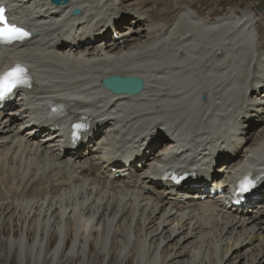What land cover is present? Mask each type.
<instances>
[{
  "label": "bare ground",
  "instance_id": "1",
  "mask_svg": "<svg viewBox=\"0 0 264 264\" xmlns=\"http://www.w3.org/2000/svg\"><path fill=\"white\" fill-rule=\"evenodd\" d=\"M0 1L7 2L11 16H33L49 26L41 44L0 56V67L33 57L42 63L41 70H33L37 82L27 99L16 101L12 111L0 108V186L5 187L0 191V222L6 221L2 229L11 233L5 259L13 257L18 264L71 262L76 252L84 255L82 241L92 238L89 249L107 252V264H174L178 257L179 264H264V211L258 218L247 215L225 205L222 196L181 204L168 198L182 190L164 180L161 167L133 174L126 182L109 180L112 164L104 155L115 143L113 152L141 158L148 167L163 149L156 144L150 145L149 155L137 153L149 146L146 141L156 134L166 141L169 132L182 131L183 142L208 135L204 147L193 146L196 162H203L213 148L209 142L218 140L214 127L225 121L226 128L238 124L245 141L239 157L260 153L264 166V90L258 89L264 88V0H71L56 10L46 0ZM74 7L83 13L68 17ZM186 7L194 8L195 15ZM202 14L207 18H197ZM109 74L140 76L144 89L135 97H106L102 107L99 100L55 98L64 86L61 80L80 78L61 90L94 89L92 83ZM76 93L81 96L82 91ZM42 97L69 105L54 126L65 129L70 115H85L91 122L92 135L73 155L60 151L56 142L42 145L30 134L33 129H24L28 115L45 116ZM163 126L169 132H161ZM250 171L258 177L264 167ZM257 185L263 193L264 175ZM259 200L264 206V193ZM217 206L225 213L216 211ZM171 222L176 227H169ZM21 228L25 232L17 236ZM68 240L69 251L57 258Z\"/></svg>",
  "mask_w": 264,
  "mask_h": 264
},
{
  "label": "snow or ice",
  "instance_id": "2",
  "mask_svg": "<svg viewBox=\"0 0 264 264\" xmlns=\"http://www.w3.org/2000/svg\"><path fill=\"white\" fill-rule=\"evenodd\" d=\"M6 8L0 5V43L12 44L28 38L31 33L15 23H10L6 15ZM20 86H30L27 69L21 65L0 73V101L5 100L13 91ZM56 111L55 109L53 110ZM75 128H83V124L74 125ZM75 138V133H74ZM255 186V181L250 177L241 180L238 192L243 194L249 192Z\"/></svg>",
  "mask_w": 264,
  "mask_h": 264
},
{
  "label": "rangeland",
  "instance_id": "3",
  "mask_svg": "<svg viewBox=\"0 0 264 264\" xmlns=\"http://www.w3.org/2000/svg\"><path fill=\"white\" fill-rule=\"evenodd\" d=\"M132 1L133 2H136L137 0H132ZM196 1H197V3H199V2L202 3V0H199V1L196 0ZM5 222L6 221H4V223ZM4 223L1 224V222H0V264H18V262H16L13 257H10L9 259H5L3 257V253H4V250L6 248L5 247L6 239L11 234V233L9 234L8 231H5V229L4 230L2 229L3 227H7V226H5ZM27 224L28 223H26V225ZM173 226L176 227V223L175 222H171L169 227H172L173 228ZM24 232H25L24 228H21L16 233H17V236L18 235L20 236L21 234H24ZM49 232H47L45 234V236H44V242H45V240L47 242L48 236L50 234ZM67 239H68V237H67ZM67 239L65 241H67ZM91 241H92V238L90 240L87 239L85 241L84 240L82 241L83 242L82 244H84V245H82L83 246V249L85 248L84 249V255H81V253L78 251V252L75 253V256L73 257V259H69V260H71V262H64V263L61 262V263H59L57 261L55 264H92V263H96V264H107L109 262L110 255L108 256L107 252H106V254H98L96 248L90 250L89 249V243H91ZM58 242H59V239L56 241V243H54V245H52V248L51 249H53L57 245ZM71 244H72V242L68 240V244H67L66 248L63 249L62 251L60 250V252H59L60 255H58L57 258L59 256L61 258L63 256V253L64 252L67 253L69 251V249H70ZM133 245H134V243H132V247H133ZM225 247H226V243H225ZM225 247H223V249ZM107 249L111 252L112 250H110V249H113V247L111 246L109 248V245H108ZM81 250H82V248H81ZM132 251H130L129 254H131ZM187 257H188V254L186 255L185 258H187ZM35 258L38 259L37 257H35ZM179 261L181 263V261H182L181 260V257H178L177 260H176V262L174 264H179L178 263ZM262 262H263V260H261L259 262V264H262ZM225 263H226V261H225ZM23 264H25V263H23Z\"/></svg>",
  "mask_w": 264,
  "mask_h": 264
},
{
  "label": "water",
  "instance_id": "4",
  "mask_svg": "<svg viewBox=\"0 0 264 264\" xmlns=\"http://www.w3.org/2000/svg\"><path fill=\"white\" fill-rule=\"evenodd\" d=\"M68 0H53L55 4L60 2L65 3ZM74 14L79 13V10H74ZM103 84L110 88L114 93H127L135 95L140 93L143 88V81L136 77H112L103 81Z\"/></svg>",
  "mask_w": 264,
  "mask_h": 264
}]
</instances>
